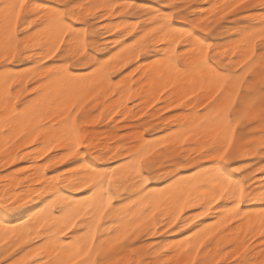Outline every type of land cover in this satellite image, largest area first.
Masks as SVG:
<instances>
[{
    "label": "snow or ice",
    "instance_id": "obj_1",
    "mask_svg": "<svg viewBox=\"0 0 264 264\" xmlns=\"http://www.w3.org/2000/svg\"><path fill=\"white\" fill-rule=\"evenodd\" d=\"M102 7L107 8L108 14H111L119 6L89 5L86 12L82 6L76 3L44 8L40 10V15L46 20V26L43 27L42 32L29 37L27 40H22L18 34V26L21 14L24 11V4L14 2V0H0V49L7 53L2 58L7 60L8 57H11L12 60H15L18 55L22 58L26 55L28 59L39 56V63L45 73L44 78L30 89L29 99L20 104L19 94L14 95V93L17 92V88L22 87L23 81H18L6 69L0 70V87H2V90H0V106L3 107L4 115V121L0 122V133H3L10 143H15V141L24 138L34 144L39 139L41 131L46 130L47 133L52 134V147L59 143L56 136L58 132L64 138L70 140L69 155L74 154L80 147V120L88 118L87 115L82 116V114L85 113L86 106L96 99V96H92L91 92L88 96L81 95V82L79 77L74 75L75 69L70 68L69 63L61 62L57 54L64 55L61 48L65 46L66 37L69 41H72V38L75 37L78 45L76 56H84L87 60L85 53L89 46L88 29L86 27H75L71 21L93 17L95 13L101 12ZM77 8H80L79 14ZM241 8H259L261 10L259 19L264 23V0H258V2L239 0L238 3L229 8V11H236ZM116 14L119 15L120 13L116 12ZM227 14L226 12L225 15ZM39 18L38 16L37 19ZM164 18L171 19L170 16ZM116 30L119 31V28ZM69 33H71V36H69ZM188 35H191V33H188ZM251 35L254 36L253 43L255 39L264 41V29L261 30L258 37L254 34ZM207 48L210 49L211 45H208ZM35 49H39V52L33 51ZM170 51L173 57L177 55L175 48L170 49ZM188 51L193 50L189 48ZM252 52L254 55V47ZM262 52H264V49H262ZM201 53L203 59V48ZM249 60H252L251 56H249ZM46 61H52V65H49ZM83 62L80 61V63ZM255 64V60L247 63L243 76L237 78L235 97L240 96L243 79L252 72ZM260 77L259 91L261 93V103L264 105V70L261 71ZM13 85H17V88H13ZM83 87L95 91L96 85L85 83ZM23 91L28 93L29 89L24 88ZM96 95L98 96L99 93ZM195 95L196 92L193 91L192 96ZM192 96L187 98L191 100ZM212 99H215V97ZM183 103L184 100H181V105ZM234 103L235 100L231 101L222 110L225 113L224 116H221L220 112L216 113V116L220 117L219 120L209 121L206 113L210 111L208 105L212 104V100H208L207 103L201 101L200 104L204 108V113L198 112L197 114L204 115V121H201L200 124L193 123V127L201 128L203 126L202 132H193L192 128H186L181 136L171 141L174 146L171 149L169 143L166 142L167 137L165 142L157 141L155 145L139 148L130 154L131 159L127 163L119 166V177L116 175L117 169H112L111 172H99L94 169L91 185L88 180L82 182L83 187L90 189L91 195L81 201L69 200L67 196L60 197L70 211H66L65 207L60 208L62 215L59 219L53 220L51 226L47 229L48 242L37 248L34 254H30L23 259H17L16 257L7 259L22 245L29 244L37 239L39 229H37V235L35 236L31 231L25 235L24 233H17L16 229H10L5 225L4 232L0 234V264H29L30 261L45 253L49 245H52V250L46 254L51 258V264H140V260L137 259L138 253L135 241L141 235H155L154 229L158 226L160 218L168 217L165 227V230H167L168 227H172L179 220L180 215L186 209L197 208L200 205L201 207L195 217L198 220L209 215L213 205L219 204L223 200H229L232 202L231 206L222 220L194 233L195 243H191L192 237H189L190 243L187 245V249L183 245L180 246V251L187 250L190 257L185 264H198L201 249H204L206 256L213 247L219 251L223 240L221 230L227 228L229 224L235 228V221L243 223V220L250 215L241 208V204L245 201L244 183L232 179L230 174H225L227 169L221 172L217 168L215 183L209 187V184L201 178L199 173L187 179H181L178 177L177 169L189 167L197 158L207 157L210 160L224 163L235 158L234 155L229 156V151L233 149L236 130L240 126L241 120H255L259 117L261 121H264V106L257 110L255 101H253L248 105L241 119L233 121L226 114L231 111ZM181 105H174V107H180ZM113 111L118 112L119 109ZM225 124L227 125V131L224 134L223 143L217 145L216 140L220 137L217 128H221ZM192 136L204 143V147H199V144H196L189 145V148L195 151L199 147V152L203 153V156L199 153L193 156L188 149L183 147ZM208 141H211V143ZM261 147H264V142H262ZM206 149H211V151H206ZM47 151H51V147L47 148ZM4 152L5 146L0 145V156H3ZM17 158L23 159L19 152H17ZM8 159L11 160V163H16V159L12 158L11 154H9ZM166 170L171 173L169 182H166L162 189L153 190L151 182L156 179L164 180ZM237 171H240V169H237ZM259 171L264 173V168ZM4 179L9 178L0 177V180ZM24 179H27V177H24ZM37 183L40 182L37 181ZM40 186L43 188L42 184ZM15 187L20 189V184H16ZM72 187L74 190H80L78 185ZM122 192H132L134 194V198L128 197L130 203L125 206L129 211H125V208L113 209L117 214H123L122 222L119 224L111 223V227L107 230L110 231L111 228H115V233L110 239L101 236L100 240L97 241V233L100 230L101 223L105 221V213H108L113 200L118 198ZM37 194L40 193L37 192ZM19 196L20 191H17L15 196L5 197L3 206L0 207V215H4L7 211L15 208L14 200ZM258 198L264 202V192L260 193ZM57 206L58 201L53 200L48 208L44 210L47 216L43 218L40 228H45L49 224L48 217L51 216V210ZM90 210H93L91 215H89ZM85 217H88V219H85ZM125 217L128 223H123ZM31 219L33 218L29 217V220ZM109 220H111V216H109ZM80 221H84V223L80 226L79 235L73 233L75 238L69 237L68 233L77 228ZM259 222L261 227L264 228V212L260 214ZM24 223H27V221ZM185 226H187V222ZM260 235L264 236V231H261ZM10 240L14 242L9 244ZM5 244H9L7 249H5ZM205 245H208V247L205 248ZM168 248H174L175 250V246L167 245L161 248L160 251L166 252ZM247 250V246H245L243 252L234 253L232 259L236 260L237 264H248L246 259H240V256L246 253ZM168 255L171 258V253ZM221 259H223V256H221ZM145 264H150V262L145 261ZM163 264H168V261H164ZM199 264H219V261L213 256L210 260H200Z\"/></svg>",
    "mask_w": 264,
    "mask_h": 264
},
{
    "label": "bare ground",
    "instance_id": "obj_2",
    "mask_svg": "<svg viewBox=\"0 0 264 264\" xmlns=\"http://www.w3.org/2000/svg\"><path fill=\"white\" fill-rule=\"evenodd\" d=\"M23 1L24 0H14V2H22V3ZM220 1L221 0H219V3ZM234 1L238 2L239 0H232V1L230 0V3ZM38 3L34 1L31 4L29 12L31 13V15H34V19L24 28L27 35L23 38V40H27L29 37L36 36L38 33H41L43 27L46 26V20L43 16L40 15V10L47 7L45 4L42 3L38 4ZM207 3L210 4L209 7L210 9L216 10L218 8H221L220 4H218L216 0H208ZM106 5L116 6V3L114 2L106 3ZM123 11L124 12H122V14L125 15L126 14L125 9H123ZM207 11H205L206 14ZM104 13L106 14L105 11ZM136 14L138 15V17L143 18L142 21L144 22V25H141L140 21H133L130 19L122 20L118 24H115L114 22L110 23V21L109 22L107 21L109 25L113 23L115 24L114 26L112 25V27L107 25L109 26L108 28H110L109 32H112L114 29L119 28L120 30L123 31L124 35H130V37L133 38V40H131L132 42L130 43H127L125 39L116 40L117 51H115V53L113 52L112 56L110 55L111 53L109 54L110 56L108 55L110 57V58L108 57L109 61L123 62L124 60H129V59L131 61L138 60L139 56L141 55V53L139 54L138 47L142 46L141 41L145 40V38H149V43H151V46L155 49L153 50L154 52H157L158 54L159 52H165V54L168 55L167 57L165 56V59H158V60L154 59V61L156 62L152 60L154 63L152 64L147 63V66L140 65L139 67L142 68L141 69L142 74L141 77H138L139 78L138 80L137 79L134 80L135 82H132L130 79L124 80L125 78L124 77L123 80L125 83L123 82L124 85L121 88L122 91H121V95L119 94L120 97L118 98V102L117 100L114 101L112 99V101L114 102L111 104L114 107L116 106L118 107L117 104L118 103L120 104V101L124 99L125 102V100L131 96L133 97V99L134 97L137 96L140 99H142V104L143 102H145L146 105H150L147 104L148 100L153 99L154 101V99L158 97L159 91H161L160 88L164 87L166 83L167 85L168 83H170V85L172 84L173 86L172 91H169V96L167 97V94L165 95L166 96L165 99L168 100V104L169 101L170 102L180 101V105H181V100H184L185 97L192 94L193 91H195L198 94V96L201 98H204V96L206 97V93L208 97H210L209 96L210 94H208V92L214 93L213 94L214 96L216 95L218 90L222 89L227 84L226 77L223 75L225 71L222 73L217 65V61L219 60V57L222 54H225L227 51H223L222 49L218 48L216 49V51L214 50L212 52L211 49L207 48L208 45H211L209 41H206L201 36L196 34L192 28H187V27L182 28L180 26H176L173 23L172 19H165L164 17L170 15L168 13L163 12L158 7L152 5L151 8L146 13H142V14L136 13ZM38 16L40 17L39 19H37ZM35 25H38L39 27H37L38 29H36V31H32V28ZM199 26L206 32H210L212 29V25L209 24L206 25V23L199 24ZM262 29H264V23H261V25L257 27L246 26L239 28L237 31L239 34V38L234 43L229 45L231 47L230 49L231 54L232 53H234L235 55L236 53L239 54L241 57L240 58L241 61H243L246 56L248 55L250 56L249 53L251 52V49L253 47V40H254V36L251 34H254L256 37H258ZM188 33H191V35H188ZM181 35H184L186 37V42H187L186 52L189 55L187 61V67L185 69H182L179 65L176 64V59L175 57H173L170 51V49L172 48H175L176 50L175 43L179 39V37H181ZM161 40L163 42H160ZM159 44H165L167 47L165 46V48L161 47L160 49H158ZM147 46L149 47V45H145V47ZM189 48H191L193 51L189 52L188 51ZM202 48L204 49L203 59L201 58ZM33 51L39 52V49H35ZM4 55H7V53L4 52L3 49H0V70L6 69L9 73L13 74L18 81H23L24 83V81L29 79V77L36 78L39 80L44 78L45 73L43 71L42 65H40L39 63V56H33L32 59H28L26 55L23 58L20 55H18L15 60H12L11 57H8V59L5 60L2 58ZM162 57L164 58V56H161V58ZM21 61H24L25 63L32 65L24 70H18L15 67H13L15 66L16 63H19ZM109 61L106 59L99 60L97 58H91L89 60L91 66L96 65V63H98L99 65L92 70L90 69V71L85 70L86 72L74 73V75L79 77L81 82V95H84L85 93H88L89 90H91L89 88L83 87L85 83L95 84L96 88L108 84L107 69H109L110 67V66L108 67ZM257 76H259L258 72H257ZM116 84L117 83H115V85ZM135 84L136 87H134ZM0 90H2V87H0ZM246 90L249 93L256 91L255 83L247 85ZM231 92H233L231 89L226 90L225 93L226 95L224 99L223 98L217 100L212 99V104L208 105L210 111L206 113L209 121L220 119V117L216 116L217 112H220L221 116H224L222 110L224 109L226 100L229 99V94ZM153 93L154 94L156 93L154 97L152 96ZM86 96H88V94ZM248 97H250V95H248L247 97H243L242 103H244ZM124 102H121V105ZM182 105L186 110L197 108L194 100L189 102H186V100H184V103ZM144 106L145 105H143V107ZM113 108L111 109L109 108L112 112L109 109L108 110L111 113H113L114 112L112 110ZM198 112L199 111L195 110L188 113L187 112L184 113L181 116L180 120L175 124L176 128L171 130V132L169 131V134L165 133V135L167 134L170 136L167 137L168 141L169 140L171 141L172 139L176 140L179 136H181L184 133L186 128H192L193 132H202L203 126H201V128L193 127V123L200 124L201 121H204V115H198L197 114ZM3 121H4L3 107L0 106V122ZM147 121L145 120V122ZM205 123H207V121H205ZM29 131H31V129H29ZM217 131L220 133V137L219 139L216 140V144L219 145L223 143V137L225 132L227 131V125L225 124L223 127L217 128ZM108 134H109L108 135L109 138H114L115 136H117V134L113 131H111ZM165 135H162L163 138ZM56 136L59 139V143L55 147H52L51 144L53 140L52 134L47 133L46 130L41 131L39 139H37L36 143L34 144L30 143L28 139H24V138H21V140H18L17 142L15 141V143H10L8 138L4 136L3 133H0V145L5 146L4 155L0 156L2 158L0 161H3L5 165L13 164L11 163V160L8 159L9 154H11L12 158L18 161L19 158L15 156L17 155V152L22 151V154H20V156H22L23 159H30L33 162L24 172H21V170H13L3 176L2 175L0 176V177L9 178V179L0 180V207L3 206L5 197L15 196V193L17 191H20V196L14 200L16 207L11 209L10 211H7L4 215H0V234L4 232L5 225H7L10 229L12 228L16 229L17 233H24L25 235H27V233L31 231V233L35 236L37 235V229H39V236L37 239L31 241L29 244L22 245L16 252L12 253V256H9L7 258L16 257L17 259H23L30 254H34L37 248L42 247L44 243L48 242L47 229L51 226L53 220L59 219L60 216L62 215L60 212V208L65 207L66 211H70V209L66 207L64 201L61 200L60 197L67 196L68 199L72 201L85 200L87 196L91 195V191L89 188L83 187L82 182L84 180H88L91 185V179L94 176L93 173L94 169L99 172H111L112 169H117L116 175L119 177L120 176L119 166L127 163L131 159V155H130L131 153H134L136 150H138L141 147L147 148L149 145L156 144V141L146 138L144 134H137L135 140L132 141L131 143L125 144L123 146H118V145L113 146L110 143H104V144L100 142L94 143L89 134L85 132L82 133L80 132V146L81 144L86 143L89 152L92 154H96V156L95 155L94 156L96 160L99 162H95L94 160L87 159L85 157V154L80 152V147H79L75 151V153L72 154L77 160V164L73 169H71L68 172L69 174L66 175L64 172L57 174L55 171L56 174L53 175V174H49L47 171L49 161L52 162L51 163L52 165L50 164L51 166H54L57 163H62L65 161V158L69 155V151H70V140L64 138V136L59 132L56 133ZM189 141L194 143H199V141L196 139L195 136H192L189 139ZM208 142L211 143V141ZM262 142H264V139L261 141V144ZM244 146L245 145L243 143H240L237 152H241L245 148ZM49 147H51V151H47V148ZM171 147L172 144L171 142H169V148L171 149ZM53 151H58V154L54 157V159H50L51 157L49 156ZM63 151H68V152L62 154ZM189 151L191 155L197 153H199V155L201 156L204 155L203 153L199 152V147H197L195 151H192V149H189ZM206 151H211V149H206ZM213 154L215 155V153ZM113 161H119V163L117 165L115 163V166H111V163ZM217 168H219L221 172H224L225 169H227V172H225V174H230L232 179L240 180L245 185L246 177L242 176L240 172L232 170L229 166H227L226 164L220 161H213L208 159L207 157L203 159H199V158L195 159L189 167L182 168L184 172L178 171L177 174L179 178L187 179L199 173L201 178L209 184V187H211L215 183V175ZM169 175H171V173L166 172L164 180H160V179L154 180V183L151 185L152 189L153 190L162 189L165 186V183L169 182ZM24 177H27V179H24ZM37 181H39L40 183L38 184ZM255 183L256 185L251 184L248 187L245 186V201L244 203L241 204V208L244 210V212H247L250 215L243 220V223H241L240 221H235L236 223L235 228H233V226L229 224L227 228L222 229L221 234L223 236V240H222L221 249L218 251L215 247H213L210 253L207 254V256L205 255V252H201V256L198 259L199 261L205 259L210 260L214 256L216 260L219 261V264H237V261L232 259L233 254L243 252L248 237L249 239L253 237H259L260 241L257 244L252 245L251 247L247 246L248 249L247 252L243 253V255L240 256V259L242 260L246 259L248 261V264H261V261L259 259L260 257L264 256V236H261L260 232L264 231V228H262L260 225L259 217L260 214L264 212V202H262L258 197L260 193L264 192V181L263 183L262 181L261 183L259 182H255ZM16 184H20V189H17L15 187ZM41 184L43 185V188H41L40 186ZM73 185H78L80 187V190L79 191L74 190L72 187ZM37 192H39L40 194L38 195ZM123 195L126 196L125 200L115 205L114 202L115 199H114L112 207L109 208L108 213H105V221L100 225V230L97 233V239L100 238L101 236H103L105 239H110L115 233V228H111L110 231L107 230L111 227V223L114 222L116 224H119L122 222L121 218L123 214L122 213L117 214L116 212L113 211V209L125 208V206L130 203L128 197L134 198V194L132 192H126V193L122 192V194L119 197ZM53 200L58 201V206L51 210V216L48 217L49 224L46 225L45 228H40V224L43 222V218L47 216V213H45L44 210L48 208V205L51 204ZM231 203L232 202L229 200H223L219 204L213 205V209L210 212V214L207 216H203L198 220H196L195 217L201 207L200 205H198L197 208L186 209L185 212L182 215H180L179 220L176 221L172 225V227H168L171 229L179 225L182 231L186 233V235L183 234L185 235V237L182 236L183 238L176 240L174 239V241L171 240V242L169 243L167 242L166 244L156 249L154 251V254H156L157 256L162 255L164 254V252L160 251L161 248H164L167 245H173L175 246V250L174 248H168L166 251L168 253H171V258L169 259L171 261L174 260L177 261L178 264H185V262L188 259H190V257L188 255L187 250L180 251V246L183 245L184 248L187 249V245L190 243L189 237H192L191 243H195L196 237L194 233L199 232L202 229L208 228L209 226L216 224L217 221L222 220L223 217L227 214V210L231 206ZM92 211L93 210L89 211V215H91ZM125 211H129V209L125 208ZM109 216H111V220H109ZM29 217H32L33 219L29 220ZM85 219H88V217H85ZM165 220L167 225L168 217L160 218V221H165ZM25 221H27V223H24ZM186 222H187V226H185ZM83 223L84 221H80L78 223L77 228L72 229V231L68 233V236L73 237V233L79 235L81 231L80 226ZM123 223H128L126 217L123 218ZM154 231L157 233V227L154 229ZM62 239L66 240L67 238H62ZM13 242L14 241L10 240L9 244H12ZM9 244H5V249L9 247ZM51 250H52V245H49V247L45 250V253H42L41 256L36 257L35 260L30 261L29 264H51V258L46 254L47 252H51ZM221 256H223V259H221Z\"/></svg>",
    "mask_w": 264,
    "mask_h": 264
},
{
    "label": "rangeland",
    "instance_id": "obj_3",
    "mask_svg": "<svg viewBox=\"0 0 264 264\" xmlns=\"http://www.w3.org/2000/svg\"><path fill=\"white\" fill-rule=\"evenodd\" d=\"M34 1L37 3L39 2L38 4L40 3L45 4L47 8L56 5L76 3L82 6L85 12L88 10L89 5L105 6L106 3L114 2L116 3V6H119L111 14H108L107 8L102 7L101 12L95 13L93 17H88L86 19L81 18L78 21L76 20L71 21V23L75 27L82 26L83 28L84 26L88 29L89 48L85 53V56H87V60H85L84 56H76L78 45L76 43L75 37L72 38V41H69L67 37L65 38L66 44L64 47L61 48V52H63L64 55L60 56V54L58 53L57 56L59 57L61 62L69 63L70 68H74L75 72L77 73L90 71V69L92 70L99 65L98 63H96V65L91 66L90 65L91 63L89 62L91 58H97L99 60L106 59L109 61L110 58L109 56L110 55L112 56L113 52L115 53V51H117L116 40L125 39L127 43L132 42L131 40H133V38H131L130 35H124L123 31L120 29L119 31L114 29L112 32H109L110 28L108 27L109 26L112 27V25L114 26L115 24H118L119 22L125 19L140 21L141 22L140 24L144 25V22L142 21L143 18L138 17L136 13H140V14L146 13L151 8L152 5L160 8L163 12L168 13L173 23L176 26H180L182 28H186V27L192 28L196 34L201 36L206 41H209L211 43L210 49L212 52L214 50L216 51V49L218 48L222 49L223 51H227L225 54H222L219 57V60L217 61V65L220 71L222 73L225 71L223 75L226 77L227 84L222 89L218 90V92L214 96H213L214 93L212 92H211L212 95L210 92H208V94H210L209 95L210 97H208L206 93V97L204 96V98L199 97L197 93L195 96H192V94L188 95V96H192L191 100H189L187 98L188 96H186L184 99L186 100V102L194 100L197 106L196 109H190V110L189 109L186 110L183 107V105H181L180 107H174V105H180V101L178 102L169 101L168 104V100L165 99L166 98L165 95L167 94L168 97L169 91H172L173 89V86L172 84L170 85V83H168V85L166 83L167 86L164 84L165 88L164 87L160 88L161 91L156 90L159 91V94L156 92L158 94V97L155 98L154 101L153 99H149L147 104L150 105H146L145 102H143L142 104V99H140L137 96L134 97V99L132 96L128 97L125 100V102L123 99L122 101H120V104L119 103L117 104L118 107L117 106L114 107L111 104L116 100L118 102V98L120 97L122 91L121 88L125 83L124 80L130 79L132 82H135L134 81L135 79L138 80L139 79L138 77H141L142 68L139 67L140 65L147 66V63L152 64L156 62L154 61V59L156 60L165 59V56L167 57L168 54H165V52H159L158 54L157 52L153 51L155 49L151 46V43H149V38H145V40L141 41L142 46L138 47L139 54L141 53V55L139 56L138 60L131 61L129 59V60H124L123 62L109 61L108 67L109 66L110 67L109 69H107L108 84L96 88L95 91L89 90L88 93L84 94L86 96L87 94H89V92H91L92 96H96V99L91 101L86 106L85 113L82 114V116L87 115L88 118L86 120L85 119L80 120L81 133L85 132L89 134L94 143L97 142L103 144L110 143L113 146L115 145L123 146L125 144H129L132 141H134L137 134H144L146 138L152 139L156 142L157 141L165 142L164 139L169 136L167 134H169V131L171 132V130L176 128L175 124L180 120L181 116L184 113L186 112L188 113L195 110L199 111L200 113H203L204 108L200 104L201 101L207 103V101L212 100L213 97H215L216 100L222 98L224 99L226 95L225 94L226 90H230V89L233 92L229 94V99L226 100V104L224 108L227 105H229L231 101L235 100V103L232 105L231 111L226 114L227 117L232 119L233 121L237 119H241L248 105L251 104L253 101H255V107L257 110H259L260 107L264 106L261 103V93L259 91V83L261 79L260 73L262 70H264V59H262V57H264V52H262V49H264V41L255 39V42L253 43L256 56L252 54L253 47L249 54L252 60H255L256 64L252 72L249 73V75L247 77H244L243 79V88L240 91V97H235L234 95L235 85L237 84V78L243 76L245 69L247 68V63H251L252 60H249V55H248L245 57L243 61H241L240 60L241 57L239 54L237 53L236 55L234 53L231 54V50H230L231 47L229 46L239 38V34L237 32L239 28L246 26L257 27L261 25L262 22L258 17V15L259 16L261 15V10L259 8H253V9L241 8V9H237L236 11H229L231 5H234L239 2V1L238 2L234 1L230 3V0H221L220 3L219 0H216V2L221 6V8H218L219 10L210 9L209 8L210 4L207 3L208 0H171V1L170 0H128V2L127 0H24L23 1L24 11L21 14L19 21L20 24L18 26V34L22 40L27 35L24 28L34 19V15H31V13L29 12L31 4ZM255 1L258 0H252V2ZM123 9H125V13H126L125 15L122 14V12H124ZM104 11L106 12V14L104 13ZM205 11H207V14ZM79 12H80V8H77V13L79 14ZM116 12H119L120 14L117 15ZM226 12L228 13L227 15H225ZM101 13L103 14L101 15ZM107 21L108 22L110 21V23L114 22L115 24L113 23L109 25ZM202 23L203 24L206 23V25L207 24L212 25L211 31L210 32L204 31L199 26V24ZM37 27L39 26L35 25L32 28V31H36V29H38ZM69 36H71V33H69ZM89 37L91 40L89 39ZM186 44H187L186 37L184 35H181V37H179V39L175 43L176 46L175 51L177 53V55L175 56L176 64L179 65L182 69H185L187 67V61L189 58V55L186 52ZM145 45H149V47L148 46L145 47ZM165 46H166L165 44H159L158 49H160L161 47L165 48ZM257 52H259L260 54ZM161 56H164V58L163 57L161 58ZM80 61H84V62L80 63ZM246 61L247 63H245ZM46 62L49 65H52V61H46ZM31 65L32 64H27L24 61H21L19 63H16L15 66L13 67H15L18 70H24L30 67ZM257 72L259 73V76H257ZM38 82L39 79L31 77V79H27L26 81H24L22 87L20 88H17V85H13V88H17V92L14 93V95L19 94L20 104H23L25 101L29 99V94H31L30 89L33 86H35ZM115 83L117 84L115 85ZM252 83H255L256 91L249 93L246 90V86ZM134 87H136V84ZM24 88L29 89V92L25 93L23 91ZM97 93H99L98 96L96 95ZM153 94L152 96L154 97L155 94L154 95ZM248 95H250V97H248L245 100V102L242 103L243 97H247ZM237 98L239 99V101ZM112 99L114 101H112ZM121 102L124 103H122L121 105ZM143 105L145 106L143 107ZM108 106L110 109L113 108L112 110L118 108L119 111L118 112L114 111L113 113H111L112 111L108 108ZM108 111L110 112L111 115L109 114ZM222 113L223 115H225L224 112ZM145 120L148 121L145 122ZM111 131L115 132L117 136H115L114 138H109L108 133H110ZM165 133L167 134L165 135ZM162 135H165L164 138ZM263 139H264V121H261L259 117H257V119L255 120L252 119L241 120L240 126L236 130V138L234 141L233 149L229 151V156L232 157L234 155L235 158L229 159L227 163L222 162L227 166H229L234 171L240 169V171L238 172H240L242 176L246 177L245 178L246 187H248L251 184L256 185L255 182L261 183L262 181L263 183L264 181V173H261L259 171L261 168H264V147H261V141ZM173 140L174 139H172L171 141ZM171 141L167 140L166 142L169 143ZM240 143H243L245 145L244 146L245 148L241 152H237ZM196 144H199V147L204 146V143L200 141L199 143L188 141V143L183 145V147L189 150L191 149L189 148V145H196ZM173 147L174 146L172 145L171 148ZM177 151H179V149H177ZM67 152L68 151H63L62 154ZM80 152L84 153L87 159L94 160L95 162H99L95 158L96 154H92L89 152L86 143L81 144ZM19 154H22V151H19ZM57 154L58 151H53L49 156L51 157L50 159H54V157ZM180 154L182 155L183 153ZM195 155L196 154H194L193 156ZM15 157H17V155ZM1 159L2 158L0 157V160ZM32 163L33 162L30 159H19L18 161H16V163L7 164V165H5L3 161H0V176L1 175L3 176L13 170H21V172H24ZM51 163L52 162L49 161L47 167V171L49 174L55 175L56 173L58 174L64 172L67 175L69 174L68 172L75 167V165L77 164V160L75 159L74 155H68L65 158V161L62 163H57L54 166H51L52 165ZM115 163L117 165L119 161H113L111 163V166H115ZM178 171L184 172L182 168H178L177 172ZM153 183L154 180L152 181L151 185ZM125 197L126 196L123 195L121 197L116 198L114 201L115 205L120 202H123L125 200ZM165 227H166V220L160 221L159 219V223L157 226V233L155 235H141L139 239L135 241V245L138 253L137 259L140 260V264L141 263L145 264V261L150 262V264H162L164 261H168V264H178L177 261L175 260L171 261L169 259L168 252H164L166 256L164 254L158 256L154 254V251L156 249L166 244L167 242L169 243L171 242V240L174 241V239L176 240L183 238L186 235V233L182 231L179 225L171 229L167 228V230H165ZM100 238H98L97 241H99ZM247 239L248 240H246L247 242L246 246L248 247L257 244L260 241L259 237H253L251 239H249L248 237ZM207 247L208 245H205V248ZM201 252H204V249H201ZM7 259H12V258H7ZM259 260L261 261V264H264V256L260 257Z\"/></svg>",
    "mask_w": 264,
    "mask_h": 264
}]
</instances>
